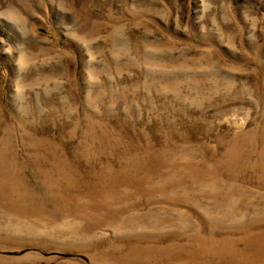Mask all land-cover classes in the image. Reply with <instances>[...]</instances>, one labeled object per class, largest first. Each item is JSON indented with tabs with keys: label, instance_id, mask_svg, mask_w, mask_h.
Here are the masks:
<instances>
[{
	"label": "rangeland",
	"instance_id": "374dc122",
	"mask_svg": "<svg viewBox=\"0 0 264 264\" xmlns=\"http://www.w3.org/2000/svg\"><path fill=\"white\" fill-rule=\"evenodd\" d=\"M0 264H264V0H0Z\"/></svg>",
	"mask_w": 264,
	"mask_h": 264
}]
</instances>
